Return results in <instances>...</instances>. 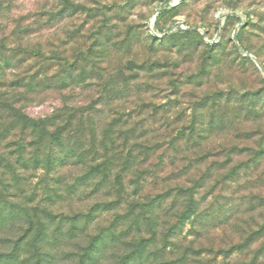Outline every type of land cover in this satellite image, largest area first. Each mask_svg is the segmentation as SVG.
I'll list each match as a JSON object with an SVG mask.
<instances>
[{"label":"rangeland","instance_id":"1","mask_svg":"<svg viewBox=\"0 0 264 264\" xmlns=\"http://www.w3.org/2000/svg\"><path fill=\"white\" fill-rule=\"evenodd\" d=\"M0 63V264H264V0H0Z\"/></svg>","mask_w":264,"mask_h":264},{"label":"trees","instance_id":"2","mask_svg":"<svg viewBox=\"0 0 264 264\" xmlns=\"http://www.w3.org/2000/svg\"><path fill=\"white\" fill-rule=\"evenodd\" d=\"M10 51L12 52V51H14V49H11ZM5 61H8V58H5ZM1 65H2V63H0V68H3V65L2 66ZM3 77H4V72H3V70L0 69V80ZM1 95L2 94H0V97H2ZM0 105L2 106L1 109H3V111H4L3 113H5V111H6V114H8L9 117H10V121H9L8 126L7 125L6 126H2L1 125L2 126L1 128H3V130L5 129V131L8 134H9V132L12 131L13 132V133L11 132L12 135H17L16 134L17 132L15 130H17L18 127H19L20 131L22 132V136L24 135V138H26V135H29V134H32V133H34L35 135L37 134L38 135L37 140H36L37 141V143H36V147L37 148L39 146H42V142H41L42 140H45V139L47 140L48 139V140H50V142H55V141H59L60 140L61 132H60V130L58 128L56 130H54L53 132H47V130L45 128H41V131L36 133L35 128L31 124H29L28 121H26V120L20 121L19 110L15 109L13 104L9 103L6 99L3 100V99L0 98ZM1 139L2 138H0V140ZM22 145L24 147L25 143L23 142ZM190 197H191V195H190ZM189 205H191V204L190 203H186V206H184L185 207L184 211H187L190 214V212L192 213L194 211V209H193V207H188Z\"/></svg>","mask_w":264,"mask_h":264}]
</instances>
